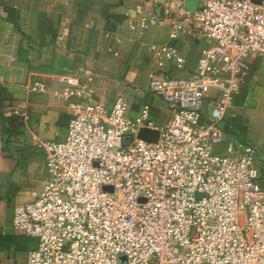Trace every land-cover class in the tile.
I'll list each match as a JSON object with an SVG mask.
<instances>
[{"label":"built area","instance_id":"obj_1","mask_svg":"<svg viewBox=\"0 0 264 264\" xmlns=\"http://www.w3.org/2000/svg\"><path fill=\"white\" fill-rule=\"evenodd\" d=\"M148 1L137 10L144 28L165 12L174 39L183 24L205 38L196 71L158 70L134 100L118 96L110 110L76 105L67 139L39 144L45 187L17 204L12 220L37 244L9 264H264L260 152L225 129L252 56H264V0H198L194 11L186 0ZM157 57L161 66L186 64L174 46ZM151 95L171 112L164 128ZM142 128L160 130L159 140L139 138Z\"/></svg>","mask_w":264,"mask_h":264},{"label":"crops","instance_id":"obj_2","mask_svg":"<svg viewBox=\"0 0 264 264\" xmlns=\"http://www.w3.org/2000/svg\"><path fill=\"white\" fill-rule=\"evenodd\" d=\"M185 3L191 11L199 7L198 0ZM145 5L148 0H0V231L6 221L12 223L17 204L34 201L43 191L47 155L39 144L67 139L77 104L110 110L118 96L134 100L158 70L178 77L196 71L205 38L183 24L174 39L165 12L157 26L144 28L137 10ZM164 45L179 49L186 60L183 69L171 61L161 66L157 50ZM260 57L252 56L250 75L231 108V116L246 119V140L254 144L249 132L264 120ZM35 83L45 91H33ZM69 90L80 94L69 96ZM145 98L164 128L171 120L165 102L154 95ZM206 108L211 109L209 100ZM15 257L6 251L0 261L9 264Z\"/></svg>","mask_w":264,"mask_h":264},{"label":"trees","instance_id":"obj_3","mask_svg":"<svg viewBox=\"0 0 264 264\" xmlns=\"http://www.w3.org/2000/svg\"><path fill=\"white\" fill-rule=\"evenodd\" d=\"M226 132L235 136L241 142H247L248 130L246 119L237 116H230L225 122ZM37 240L26 234H14L0 240V246L13 245L19 253H28L36 247Z\"/></svg>","mask_w":264,"mask_h":264},{"label":"rangeland","instance_id":"obj_4","mask_svg":"<svg viewBox=\"0 0 264 264\" xmlns=\"http://www.w3.org/2000/svg\"><path fill=\"white\" fill-rule=\"evenodd\" d=\"M260 58H262L263 60H262V63L260 65V68L258 69L259 70L258 72H260L259 74L263 76L262 78L264 80V56L263 57H260ZM262 123H263L262 126L260 124H258V125H256V124L255 125H252V128H251L249 134L255 140L257 139L256 142H258V143L255 142V144L254 143H251V144H253L254 146H256L258 148L260 154H262L261 157L263 159L260 158L259 163H260V165L264 166V120H263ZM14 234H22V233L17 232L14 229L12 223L9 222V220L6 221L4 223L1 231H0V240L2 238H4V237H8V236H11V235H14ZM6 251H9L10 253L15 254L16 260H20V259H22L24 257L22 255V253H19L18 251H16V249L14 248L13 245H4L3 247H1V249H0V255H2L3 252H6ZM0 264H6V263H3V262L0 261Z\"/></svg>","mask_w":264,"mask_h":264},{"label":"water","instance_id":"obj_5","mask_svg":"<svg viewBox=\"0 0 264 264\" xmlns=\"http://www.w3.org/2000/svg\"><path fill=\"white\" fill-rule=\"evenodd\" d=\"M262 0H254L256 3H261ZM139 138L149 142H157L160 138V130L142 128L139 132ZM126 258L122 257V264L125 263Z\"/></svg>","mask_w":264,"mask_h":264}]
</instances>
